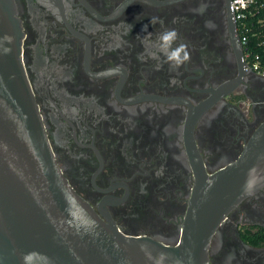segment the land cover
<instances>
[{
    "label": "flooded vegetation",
    "instance_id": "flooded-vegetation-1",
    "mask_svg": "<svg viewBox=\"0 0 264 264\" xmlns=\"http://www.w3.org/2000/svg\"><path fill=\"white\" fill-rule=\"evenodd\" d=\"M14 1L25 73L62 174L120 232L174 244L194 182L191 145L210 174L264 123V76L240 44L239 60L225 0ZM170 29L172 48L190 54L178 68L157 46ZM208 257L264 264V184L224 214Z\"/></svg>",
    "mask_w": 264,
    "mask_h": 264
},
{
    "label": "water",
    "instance_id": "water-1",
    "mask_svg": "<svg viewBox=\"0 0 264 264\" xmlns=\"http://www.w3.org/2000/svg\"><path fill=\"white\" fill-rule=\"evenodd\" d=\"M16 10L14 0H0V264H26L28 253L30 264H210L224 214L264 184V123L235 161L210 174L191 145L194 182L174 244L124 234L74 191L55 161L22 62Z\"/></svg>",
    "mask_w": 264,
    "mask_h": 264
},
{
    "label": "built area",
    "instance_id": "built-area-1",
    "mask_svg": "<svg viewBox=\"0 0 264 264\" xmlns=\"http://www.w3.org/2000/svg\"><path fill=\"white\" fill-rule=\"evenodd\" d=\"M234 28L248 68L264 76V0H230ZM252 39L258 52H252Z\"/></svg>",
    "mask_w": 264,
    "mask_h": 264
},
{
    "label": "clouds",
    "instance_id": "clouds-1",
    "mask_svg": "<svg viewBox=\"0 0 264 264\" xmlns=\"http://www.w3.org/2000/svg\"><path fill=\"white\" fill-rule=\"evenodd\" d=\"M203 8L204 6H201V9H198V11H202ZM207 23L211 24L210 21ZM177 38L178 33L175 29L166 30L158 37L159 43L157 46L160 49L161 53H163L166 57V60L174 67L178 68L184 62L190 59V54L186 49V45L184 44H180L176 48H172V45L177 40ZM153 58H157L155 54L153 55ZM253 183H255L254 180H249L247 181V186L251 187ZM33 255V253L24 255L23 260L26 262V264H30L33 259Z\"/></svg>",
    "mask_w": 264,
    "mask_h": 264
},
{
    "label": "trees",
    "instance_id": "trees-1",
    "mask_svg": "<svg viewBox=\"0 0 264 264\" xmlns=\"http://www.w3.org/2000/svg\"><path fill=\"white\" fill-rule=\"evenodd\" d=\"M249 47L252 49V52H258L259 50L257 49L258 46L255 44V41L252 39V44H249Z\"/></svg>",
    "mask_w": 264,
    "mask_h": 264
}]
</instances>
